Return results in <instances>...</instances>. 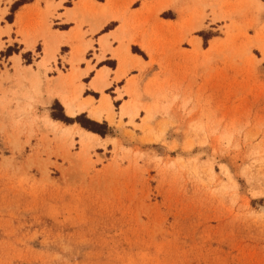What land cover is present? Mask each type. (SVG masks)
I'll use <instances>...</instances> for the list:
<instances>
[{
    "label": "rangeland",
    "instance_id": "1",
    "mask_svg": "<svg viewBox=\"0 0 264 264\" xmlns=\"http://www.w3.org/2000/svg\"><path fill=\"white\" fill-rule=\"evenodd\" d=\"M108 1L141 62L103 92L86 73L116 63L77 64L90 112L46 100L72 63L0 52V264H264V0ZM30 2L0 0V50ZM30 13L48 46L52 14Z\"/></svg>",
    "mask_w": 264,
    "mask_h": 264
},
{
    "label": "crops",
    "instance_id": "2",
    "mask_svg": "<svg viewBox=\"0 0 264 264\" xmlns=\"http://www.w3.org/2000/svg\"><path fill=\"white\" fill-rule=\"evenodd\" d=\"M69 2L70 0H32L30 3L23 4L17 11L13 21L10 23L5 22L6 24L1 27L2 30L8 29L9 35L2 37L4 49L0 52L11 46L9 43V38H11L13 42L18 43L15 44L18 45L20 52L11 56L9 62L14 63L13 60L17 59L16 63H24L23 54L29 55L32 59L31 63H34L31 66L34 72L37 71V66L40 63H116L115 68L105 65L98 67L96 70L89 68L90 70H88L85 77L93 73L94 81L98 74L103 71L108 74L111 80L115 79L117 74V79H120L130 69L131 65L129 63L141 62L140 57L132 53V44H127L123 42V38H120L125 34V20L116 17L115 14H113L115 16L110 17L103 14L104 8L109 5L108 0H72L68 5ZM114 3L118 4L119 2L115 0ZM32 8L41 10L44 14L48 12L52 14V18H50L52 27L50 33H48V46L45 45L43 39L29 42L25 41L21 35L22 30L30 27L29 23L32 19L30 10ZM87 10V13L90 10L94 14L92 16L84 15ZM108 13L110 14L109 11ZM112 25L113 27H111ZM144 47L142 48L144 49ZM39 48L42 50L41 53L33 58L32 54L38 53ZM93 64L92 67L94 68ZM83 70L86 71V67ZM41 74H43V71H41ZM81 74L83 75V73ZM122 80L124 81L125 77H122L119 81ZM64 97L53 93L48 95L46 100L48 103L58 101L64 107L68 116L72 118L78 114L90 112V108L78 112L77 107H75V115H69L64 105ZM90 100L93 99L81 97L79 102L83 103Z\"/></svg>",
    "mask_w": 264,
    "mask_h": 264
},
{
    "label": "bare ground",
    "instance_id": "3",
    "mask_svg": "<svg viewBox=\"0 0 264 264\" xmlns=\"http://www.w3.org/2000/svg\"><path fill=\"white\" fill-rule=\"evenodd\" d=\"M144 50L146 52H148V53H151L150 52V48H148V47H144ZM77 64H79V63H72L71 64V65H73L74 72H73V74L71 76H69L67 78L66 81L64 80L61 83L59 81L60 79L58 80L61 83L62 87L68 86L70 88L69 89L70 90V93H68V94L71 95V96H65L63 101H64V105H65V107L67 109V112L69 113V115H72V116L75 115V109H76L75 107H77L78 112H81V111H84V110L88 109V106L90 105V103L92 104V102H93V101H91V102H84V103H80L79 102V99H80V96H81V93H82V90H83V86H81V85L80 86H76V83H75V81L78 80L79 76L82 75L81 73L78 74L79 71H77V69L75 68L77 66ZM144 67H146V66H144ZM107 77H108V74L105 71L100 72L98 74L97 78L95 79L94 83H93V88L95 90H98L100 92H103V90L109 85V83L107 82ZM62 91H64V90L62 89ZM134 93H136V92H134ZM130 107H131V104L128 103L127 105L124 106V108H123L124 110L123 111H125L126 109H129ZM137 112H138V109L136 108L134 110V114H137ZM105 114L108 115V118L107 119H109V121L112 122V120L114 118V112H113V105L111 103V99H110L109 96H103V99L101 101L100 106L98 108L92 110L91 117L93 119H96L98 121H101L103 119V117H104ZM87 135L90 138V140L92 141V142L90 141L91 143H93V142L95 144L97 143V141H98V138L97 137H95L92 134H88V133H87Z\"/></svg>",
    "mask_w": 264,
    "mask_h": 264
},
{
    "label": "trees",
    "instance_id": "4",
    "mask_svg": "<svg viewBox=\"0 0 264 264\" xmlns=\"http://www.w3.org/2000/svg\"><path fill=\"white\" fill-rule=\"evenodd\" d=\"M66 122H74L73 120H64ZM82 126L85 128V129H88L89 131L93 132V133H96V134H100L102 136H104V133H101L100 131H98L97 129H94V128H90V127H87L85 124L82 123ZM98 126V125H97Z\"/></svg>",
    "mask_w": 264,
    "mask_h": 264
}]
</instances>
